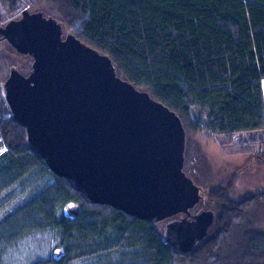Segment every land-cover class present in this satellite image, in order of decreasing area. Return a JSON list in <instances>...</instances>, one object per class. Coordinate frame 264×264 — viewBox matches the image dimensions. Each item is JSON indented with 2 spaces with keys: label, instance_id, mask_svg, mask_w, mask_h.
I'll use <instances>...</instances> for the list:
<instances>
[{
  "label": "trees",
  "instance_id": "trees-1",
  "mask_svg": "<svg viewBox=\"0 0 264 264\" xmlns=\"http://www.w3.org/2000/svg\"><path fill=\"white\" fill-rule=\"evenodd\" d=\"M22 3L106 56L117 77L179 118L185 136L251 143L264 162V0ZM15 5L0 2V24L15 18L8 17L20 11ZM24 141L0 95V250L52 233L58 253L45 264H264V193L233 199L235 177L202 190L215 222L191 253L179 255L156 224L85 203Z\"/></svg>",
  "mask_w": 264,
  "mask_h": 264
},
{
  "label": "water",
  "instance_id": "water-1",
  "mask_svg": "<svg viewBox=\"0 0 264 264\" xmlns=\"http://www.w3.org/2000/svg\"><path fill=\"white\" fill-rule=\"evenodd\" d=\"M28 11L0 26L1 39L32 61L27 75L11 67L0 82L2 103L24 130L25 148L88 205L150 224L180 216L165 223L161 239L179 255L191 253L215 215L190 214L201 196L183 172L179 118L117 77L106 56L58 21Z\"/></svg>",
  "mask_w": 264,
  "mask_h": 264
},
{
  "label": "rangeland",
  "instance_id": "rangeland-1",
  "mask_svg": "<svg viewBox=\"0 0 264 264\" xmlns=\"http://www.w3.org/2000/svg\"><path fill=\"white\" fill-rule=\"evenodd\" d=\"M0 2L5 7L16 4L20 7V11L27 8L22 0H0ZM28 10L29 12L36 11ZM19 12L14 13L13 16L18 17ZM40 12L45 17L56 20L46 12ZM63 31L65 32V29ZM0 59L2 60L1 82L7 79L11 67L16 68L24 76L31 69V60L28 57L19 56L3 41L0 42ZM241 145V143H231L223 138L216 139L206 133L185 136L184 174L200 189L201 196V201L190 211L191 215H197L200 210L212 211L215 214L213 208L204 201L201 192L202 190L206 192L207 189L213 187L224 186L231 177H235L232 186V198L235 200H241L255 193H264V162L259 158L257 147L251 143ZM179 217L158 223L156 227L162 230L165 223L177 220ZM56 245L57 238L52 233L29 236L12 248L0 250V264H45L56 257L58 253Z\"/></svg>",
  "mask_w": 264,
  "mask_h": 264
},
{
  "label": "flooded vegetation",
  "instance_id": "flooded-vegetation-1",
  "mask_svg": "<svg viewBox=\"0 0 264 264\" xmlns=\"http://www.w3.org/2000/svg\"><path fill=\"white\" fill-rule=\"evenodd\" d=\"M27 9H28V8H27ZM24 10H25V9H24ZM22 11H23V10H22ZM22 11L19 12L20 15H19L18 17L15 16V18H14L13 20H10V21H16V20H19V19L21 18V13H22ZM28 12H29V11H28ZM29 13H30V14H33V13H35V12H29ZM11 16L14 17L13 14H12V15H8V17H11ZM10 21H9V22H10ZM7 23H8V22H6V23H4V24H0V26H1V27H4ZM64 37H65V36H63L62 38L64 39ZM0 38H1V37H0ZM3 42L6 43L5 41H3ZM6 44H7V43H6ZM19 56H21V55H19ZM23 57H28V56H23ZM28 58H29V57H28ZM29 59H30V58H29ZM30 60H31V59H30ZM31 63H32V61H31ZM29 72H30V71H29ZM29 72H28V73H29ZM5 79H6V78H5ZM3 81H4V80H3ZM201 212H203V210H202V211L200 210L197 214H199V213H201ZM214 215H215V214H214Z\"/></svg>",
  "mask_w": 264,
  "mask_h": 264
},
{
  "label": "built area",
  "instance_id": "built-area-1",
  "mask_svg": "<svg viewBox=\"0 0 264 264\" xmlns=\"http://www.w3.org/2000/svg\"><path fill=\"white\" fill-rule=\"evenodd\" d=\"M261 91H262V96H263V101H264V79L261 81Z\"/></svg>",
  "mask_w": 264,
  "mask_h": 264
}]
</instances>
